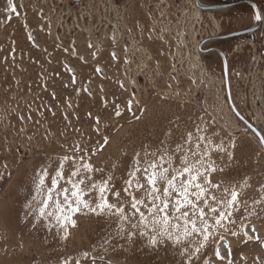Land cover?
<instances>
[{
  "label": "rangeland",
  "instance_id": "rangeland-1",
  "mask_svg": "<svg viewBox=\"0 0 264 264\" xmlns=\"http://www.w3.org/2000/svg\"><path fill=\"white\" fill-rule=\"evenodd\" d=\"M103 1L93 0L91 5L83 0L74 10L84 12ZM138 1L114 0L116 12L108 18L125 21V34L147 45L142 72L124 69V49L116 55L111 36L102 33V13L90 26L84 22L81 31L70 25L61 29L65 0L45 13L36 0H0V264H264V151L237 123L226 102L221 62L207 64L203 74L179 56L184 49L175 40L146 38L137 25L144 18ZM253 1L264 9V0ZM216 11L220 35L255 21L247 3ZM243 38H216L202 45L227 51L234 90L239 75L251 73L246 65L252 50L232 49ZM186 68L191 76L183 77ZM189 132L191 145L185 143ZM200 136L205 140L196 149ZM177 145L185 151H176ZM205 149L208 191L217 197L225 195L224 188L241 191L239 210L230 217L234 223L210 227L213 235L201 247L203 237L194 233L196 239L190 243L174 220L162 226L172 233L169 239L156 231L161 225L154 228L142 206L147 220L132 215L122 189L137 154L151 159V153L167 151L179 166L185 152L191 156ZM65 156L76 164H91L89 179L113 177V190L122 196L107 198L124 208L127 220L121 221L115 210L97 214L85 209L72 217L75 226L65 225L57 220L55 205L41 215L43 198L34 178L44 168L54 175L59 158ZM70 164H64L65 176ZM85 198L91 203L99 196L92 192ZM208 223L213 224L211 217ZM177 236L180 243L174 242ZM150 237L158 242L152 244Z\"/></svg>",
  "mask_w": 264,
  "mask_h": 264
},
{
  "label": "snow or ice",
  "instance_id": "snow-or-ice-1",
  "mask_svg": "<svg viewBox=\"0 0 264 264\" xmlns=\"http://www.w3.org/2000/svg\"><path fill=\"white\" fill-rule=\"evenodd\" d=\"M9 2L11 3V0ZM255 19L261 20V16L257 13ZM119 114L117 111V115ZM257 136H259L260 144L264 146V135L257 133ZM203 140L205 137L200 136L193 146L199 149V141ZM185 143L193 144L191 132L187 134ZM216 149L223 151L221 145H216ZM176 151L185 150L182 145H177ZM187 151L191 152L192 149L189 148ZM207 155V149L203 153L192 152L191 156L185 152L182 163L174 166V157L167 151L159 155L153 152L151 159L141 158L137 154L135 163L123 181L125 186L122 189V192L126 194L124 198L128 200V206L133 210L132 215L137 216L138 214L140 220H147L148 216L139 207L142 206L151 216L153 227L161 225V228H156V231H162L169 239H173L172 233L162 226L174 220L177 222L174 226L183 228L184 238H191L190 243L196 239L194 233L202 236L201 247L204 242L208 241L209 236L213 235L208 231L210 227H224L223 221L234 223L230 217L232 211L239 210L241 191L239 188H224L225 195L222 197H217L208 191L204 186L210 183L204 175L208 171L204 161ZM69 161H71L70 170L65 176L64 164ZM197 164L199 167L196 166ZM212 170L215 171V169ZM93 171L91 164H76L67 156L59 158L54 175L50 176L48 169L44 168L39 176L34 178L37 181V194L43 198L44 207L41 208V215H44L45 208L55 205L58 213L57 220L65 225L70 223L75 226L76 222L72 217L85 209L97 214L115 210L121 221L127 220L128 216L124 208L117 207L107 198L109 194L115 196L117 200H120L122 196L121 191L113 190V177L108 176L97 182L88 178ZM49 179L50 183L47 182ZM61 181L65 183L61 184ZM212 187L219 188L220 186L212 185ZM92 192L98 193L99 199L90 203L85 197ZM92 204L95 206L93 207ZM204 206L207 207V211ZM209 217L213 220L212 225L208 223ZM141 234L146 235L147 233ZM180 241L179 236L174 240L175 243H180ZM150 242L156 244L158 241L155 237H150ZM196 251L199 252L200 247L196 248ZM84 255L88 256V253ZM216 255L219 256V251ZM64 264L68 262L65 261Z\"/></svg>",
  "mask_w": 264,
  "mask_h": 264
},
{
  "label": "built area",
  "instance_id": "built-area-1",
  "mask_svg": "<svg viewBox=\"0 0 264 264\" xmlns=\"http://www.w3.org/2000/svg\"><path fill=\"white\" fill-rule=\"evenodd\" d=\"M58 1L61 0H36V3L39 2L40 8L48 11L52 5L58 6ZM88 1L92 5L93 0ZM65 2L66 9L61 11L62 15L59 20L61 29L63 26L68 29L70 25L74 27L73 30L81 31L84 22L90 26L95 18L100 19V13H102L105 19L104 22L102 21V33L105 37L111 36V41L116 47L114 49L116 55L124 49L123 53H120L126 55L127 61L123 64L124 69L126 71L131 69L132 72H142L146 69L145 63L149 52L145 42L140 37L132 41L125 34L128 29L125 21L116 22L108 18L110 13L116 12L114 0H104L103 3L99 2L100 4H97L96 7L86 8L84 12L74 10L75 6H82L83 0H65ZM138 6L142 8L144 18L143 20L138 19L137 25L143 34L146 31V38L151 41H156L157 38L175 40V43L177 42L184 49V52L179 53V56H185L186 63L193 64L194 70L203 74L207 73V64L202 60L199 45L203 41L206 43L220 36L221 21L216 17L214 11L202 9L196 2L192 5L189 0H139ZM56 17H58V11ZM261 21L263 27L264 17H261ZM131 31H133L132 28ZM126 38L128 40L125 43ZM141 40L142 43H140ZM247 47L252 50L246 65L247 72L251 73L246 77L242 73L239 75L236 81L238 89L235 90V101L245 109L248 115L253 117L256 127L264 131V41L254 44L252 41L244 39L243 43L234 45L232 49L234 52H238ZM175 58L176 56H173V59ZM190 67L192 66L188 68ZM185 72L186 75L181 71L183 77L191 76L189 69L186 68Z\"/></svg>",
  "mask_w": 264,
  "mask_h": 264
},
{
  "label": "water",
  "instance_id": "water-1",
  "mask_svg": "<svg viewBox=\"0 0 264 264\" xmlns=\"http://www.w3.org/2000/svg\"><path fill=\"white\" fill-rule=\"evenodd\" d=\"M195 2L202 9H215V10L216 9L225 8V7H229V6H234V5H237L239 3H247V4L252 6L255 15L258 13L257 4L253 0H234V1H230V2L215 3V4L203 3L200 0H195ZM256 27H257V24H253V25H251V26H249L247 28H242V29H239V30H236V31L224 34V35H220V36H218V38H230V37H234V36H238V35L251 33V32H253L256 29ZM204 42L205 41L200 43L199 50L204 54L203 56H204L205 60H206V56H207L206 52L208 50H213V51L217 52L220 55L221 59H222V63H223V77H224L226 98H227V102H228V105H229L232 113L242 123L241 128L249 136L254 138L255 141L260 145L261 149L264 151V146H262L260 144L259 136H257V133H260L261 135H263V134L261 133V131L259 129H257L250 121H248L245 118V116L238 110V108L236 107V105L233 102L232 95H231V90H230V86H229V82L230 81H229V76H228V66H227V60H226L225 54L220 49H218L216 47H210V48H207V49L202 48V45L204 44ZM204 264H207V262H205Z\"/></svg>",
  "mask_w": 264,
  "mask_h": 264
},
{
  "label": "flooded vegetation",
  "instance_id": "flooded-vegetation-1",
  "mask_svg": "<svg viewBox=\"0 0 264 264\" xmlns=\"http://www.w3.org/2000/svg\"><path fill=\"white\" fill-rule=\"evenodd\" d=\"M254 2L257 4L258 13H260L259 12L260 10H263L264 11V9L261 8L260 5L256 1H254ZM253 24H257L256 29L253 32H251V33H247V34L242 35L241 37H244L243 39H248V40L252 41L254 44H258V43H261L262 41H264V23H263V27H262V26H260V25H262V21L255 19V21L252 24H250L249 26H251ZM249 26H246V27H249ZM237 30H239V29H237ZM234 31H236V30H234ZM258 31H260V34L259 35H256V33ZM211 47H216V46H211ZM202 48L207 49V48H210V47H207L206 48V47H203L202 46ZM216 48L220 49L225 54L226 60H227V66H228L229 62H228V58H227V54H226L227 51L225 52L220 47H216ZM206 54H207V56H206V60L207 61L204 59V56H203L204 54L201 52L202 60L204 61V63L209 64V65H213V64H216V62L219 60L221 62V64H222V72H223V63H222V59H221L220 55L217 52L213 51V50H208L206 52ZM228 76L230 78L229 66H228ZM231 80L232 79H230V82H231L230 84H232V86L230 85V89H231V92H232L231 95H232V99H233L234 104L236 105V107L238 108V110L245 116V118L248 121H250L253 125H255L253 117L251 115H248L247 112L245 111V109L242 108L240 105H238L237 101H235V90L233 89L234 83H233V80L232 81Z\"/></svg>",
  "mask_w": 264,
  "mask_h": 264
},
{
  "label": "bare ground",
  "instance_id": "bare-ground-1",
  "mask_svg": "<svg viewBox=\"0 0 264 264\" xmlns=\"http://www.w3.org/2000/svg\"><path fill=\"white\" fill-rule=\"evenodd\" d=\"M189 2H190V4H192V5H194L195 4V0H189ZM200 7V6H199ZM229 7H231V6H229ZM225 8H227V7H225ZM205 10H207V11H214V12H217L215 9H205ZM260 13H259V15L261 16V17H264V11L263 10H260L259 11ZM261 26V25H260ZM247 28V27H246ZM244 35V34H243ZM238 36H242V35H238ZM234 37H237V36H234ZM192 38V37H191ZM231 38H233V37H231ZM230 39V38H229ZM237 49H240V48H237ZM230 79L231 78H229V81H230ZM229 86H230V82H229ZM231 90V89H230ZM232 93V92H231ZM227 102V101H226ZM227 104H228V102H227ZM229 106V105H228ZM255 126V125H254ZM256 127V126H255ZM257 129H259L258 127H256ZM260 131H261V133L264 135V131H262L261 129H259Z\"/></svg>",
  "mask_w": 264,
  "mask_h": 264
},
{
  "label": "trees",
  "instance_id": "trees-1",
  "mask_svg": "<svg viewBox=\"0 0 264 264\" xmlns=\"http://www.w3.org/2000/svg\"><path fill=\"white\" fill-rule=\"evenodd\" d=\"M227 99V98H226ZM237 119V118H236ZM237 123L241 126L242 123L240 122V120L237 119Z\"/></svg>",
  "mask_w": 264,
  "mask_h": 264
}]
</instances>
